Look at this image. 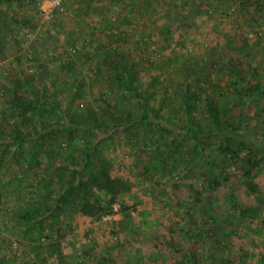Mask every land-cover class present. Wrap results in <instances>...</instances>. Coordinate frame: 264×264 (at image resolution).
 <instances>
[{
	"label": "rangeland",
	"instance_id": "rangeland-1",
	"mask_svg": "<svg viewBox=\"0 0 264 264\" xmlns=\"http://www.w3.org/2000/svg\"><path fill=\"white\" fill-rule=\"evenodd\" d=\"M0 200V264H264V0H0Z\"/></svg>",
	"mask_w": 264,
	"mask_h": 264
},
{
	"label": "trees",
	"instance_id": "trees-1",
	"mask_svg": "<svg viewBox=\"0 0 264 264\" xmlns=\"http://www.w3.org/2000/svg\"><path fill=\"white\" fill-rule=\"evenodd\" d=\"M237 1H241V0H237ZM124 73H125V71H121L120 72V74L121 75H124ZM121 84H122V86L124 87V86H128V87H130L131 88V84L127 81V80H120L119 81ZM18 138H16L15 137V146L16 147H18V148H20V144H21V141L19 140ZM238 145V144H237ZM222 152H224V154L225 155H230V156H235V155H237L238 154V152H239V150H234V152H233V150H231L230 149V147L229 146H227V149L225 148V149H222L221 150ZM35 156H36V152H35V154H33L31 157H34L35 158ZM256 158H252V157H250L249 159H248V163H247V166H246V168H245V171H244V175L246 176V179H249V177L251 176V174H252V171L255 169V168H257L258 167V164H259V162L258 161H256L255 160ZM88 161V160H87ZM86 163V162H85ZM85 163H83L82 164V168L79 170V171H82V169L84 168V164ZM102 170H105L104 168H102L101 169V171ZM78 171V172H79ZM74 174L75 175H77V172H75L74 171ZM95 176V178L93 177V179H92V181L90 182V184H94V187L96 188V189H98V190H101V191H105L107 194H110V196H111V199H110V201H109V203L107 204V206H100V204H99V201H98V199L94 202V206L99 210V211H102L103 209H107V211L108 210H110V208H111V204L112 203H114L115 202V200H116V195H117V193H119V192H123L124 190H126L127 189V184H123V185H120L119 184V182L117 181V180H112V179H110L109 178V176H107L106 174H99L98 173V175H94ZM73 182L72 181H70L69 182V189L70 190H74V188H73V184H72ZM81 182H79L78 184H77V186L75 187V189L77 190L78 189V185L80 184ZM212 183V182H211ZM244 184H245V182H244ZM247 187L249 188V189H251V191H253L252 190V186H251V181H248L247 183ZM214 185V184H213ZM125 187V189H123ZM118 190H119V192H118ZM87 194V193H86ZM86 194H83L84 195V197H85V195ZM0 203H1V200H0ZM86 203V206L87 207H91V208H94V206L91 204H88L89 202L88 201H86L85 202ZM110 206V207H109ZM95 210V209H94ZM242 212V215L243 216H247V215H249V214H252L253 212H251V211H249V210H247V209H245V210H243V211H241Z\"/></svg>",
	"mask_w": 264,
	"mask_h": 264
},
{
	"label": "built area",
	"instance_id": "built-area-1",
	"mask_svg": "<svg viewBox=\"0 0 264 264\" xmlns=\"http://www.w3.org/2000/svg\"><path fill=\"white\" fill-rule=\"evenodd\" d=\"M53 3V7H59L61 4V0H50ZM113 211L116 212L118 211V206L114 204L113 206Z\"/></svg>",
	"mask_w": 264,
	"mask_h": 264
}]
</instances>
